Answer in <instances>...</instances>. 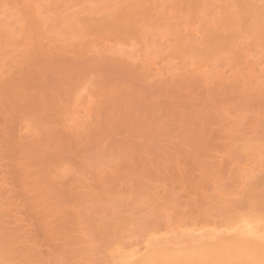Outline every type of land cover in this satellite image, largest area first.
<instances>
[{
    "label": "rangeland",
    "instance_id": "1",
    "mask_svg": "<svg viewBox=\"0 0 264 264\" xmlns=\"http://www.w3.org/2000/svg\"><path fill=\"white\" fill-rule=\"evenodd\" d=\"M217 1L0 0V258L110 264L264 206V14Z\"/></svg>",
    "mask_w": 264,
    "mask_h": 264
},
{
    "label": "bare ground",
    "instance_id": "2",
    "mask_svg": "<svg viewBox=\"0 0 264 264\" xmlns=\"http://www.w3.org/2000/svg\"><path fill=\"white\" fill-rule=\"evenodd\" d=\"M61 1V0H60ZM69 1V0H68ZM133 1V0H132ZM220 1V2H219ZM227 1L229 0H218L217 3L219 4V6H222L220 7L224 12H225V2L227 3ZM232 1V0H231ZM230 1V2H231ZM221 3V4H220ZM224 4V5H222ZM136 5V4H135ZM133 5L135 8H132V9H136L138 8V5ZM132 6V7H133ZM118 9V10H117ZM117 16L113 14V17H115V19H113V21L111 20V22H113V25H120V26H124L126 29H131L133 27V29L135 30V27H136V16L133 14V16L129 19H124L123 16H121V12H118V11H121L119 8H117ZM115 10V9H114ZM113 10V12H115ZM112 12V13H113ZM136 12V11H134ZM226 14V13H225ZM231 15V14H230ZM230 15L225 17L226 20L228 19L229 17V20L231 21H236L234 20L235 18L232 16L231 19H230ZM225 16V15H224ZM76 18V17H74ZM119 20H118V19ZM233 18V19H232ZM77 19V18H76ZM75 19V20H76ZM117 19V20H116ZM116 24H114L115 22ZM228 21V20H227ZM228 21V23L230 22ZM231 21V22H232ZM110 22V23H111ZM235 23V22H234ZM112 25V24H111ZM112 25V26H113ZM229 25V24H228ZM232 25V24H231ZM165 26V25H164ZM212 26V25H211ZM214 26V25H213ZM71 27V26H70ZM72 27H73V24H72ZM75 27V26H74ZM77 27V26H76ZM75 27V28H76ZM163 27V25L161 26ZM133 29H132V32H133ZM69 30V29H68ZM73 30V29H72ZM67 31V30H66ZM74 32V31H73ZM4 33V32H3ZM70 34V33H69ZM1 35H3L1 33ZM4 36V35H3ZM6 36V34H5ZM7 37V36H6ZM8 38L10 37H7V40L6 41H9ZM6 39V38H5ZM12 40H14L12 38ZM10 40V43L11 41ZM16 41V40H15ZM133 41V40H132ZM14 43V41H12ZM18 41H16L15 43H17ZM9 43V42H8ZM7 44V43H6ZM19 44V43H17ZM128 44H131L128 42ZM133 44V43H132ZM131 44V46H133ZM10 45V44H9ZM15 45V44H14ZM12 45V46H14ZM11 46V45H10ZM17 46V45H15ZM125 46V45H124ZM130 46V47H131ZM135 46V45H134ZM132 48V47H131ZM119 49V48H118ZM117 49V50H118ZM122 50V49H121ZM132 50V49H131ZM131 50L129 51V53L131 52ZM124 51V49H123ZM138 51V50H137ZM125 52V51H124ZM134 52V50H133ZM136 52V50H135ZM133 54V53H132ZM137 54V53H135ZM2 57V56H1ZM200 61V60H199ZM199 61H196L197 62V65H198V68L200 65H202L203 63L199 62ZM155 63V62H154ZM153 66V65H152ZM155 66V65H154ZM203 66V65H202ZM156 67V66H155ZM201 67V66H200ZM157 68V67H156ZM205 67H202L201 69H203ZM207 68V67H206ZM207 71V70H206ZM85 99V98H84ZM80 102V101H79ZM77 103V102H76ZM84 104V103H83ZM75 106V105H74ZM77 108V107H76ZM80 110V109H79ZM86 110V109H85ZM88 110V109H87ZM88 112V111H87ZM77 113V112H76ZM77 115H79L77 113ZM75 117V116H74ZM83 119V118H82ZM80 120V119H79ZM78 120V121H79ZM75 121V120H74ZM82 122V121H81ZM80 122V123H81ZM79 123V124H80ZM78 124V123H77ZM79 124L77 126H79ZM75 126V127H77ZM81 126V125H80ZM74 127V128H75ZM73 129V128H72ZM260 145V144H259ZM264 145V144H263ZM246 146H249V145H246ZM256 146V145H255ZM254 146V147H255ZM257 147V146H256ZM264 147V146H263ZM246 149L248 147H245ZM251 148V146L249 147ZM253 148V147H252ZM251 148V149H252ZM244 149V150H246ZM250 149V150H251ZM254 150V149H253ZM251 150V151H253ZM259 150V149H258ZM257 152V151H255ZM252 154V153H251ZM250 154V155H251ZM259 155V154H258ZM257 155V156H258ZM256 156V157H257ZM249 157V156H248ZM248 157H247V163H248ZM251 157H254V156H251ZM260 157V155H259ZM246 158V156L244 157V159ZM250 158V157H249ZM253 160V159H251ZM250 160V161H251ZM256 160V159H255ZM254 160V162H255ZM257 160L259 161L260 159L257 158ZM262 160V159H261ZM245 161V160H244ZM257 161V162H258ZM260 162H263V161H260ZM253 163V162H251ZM256 163V162H255ZM260 164V163H259ZM263 164V163H262ZM250 165V164H248ZM254 166V164H252ZM253 166H250L252 169H254ZM259 166V165H258ZM261 166V165H260ZM257 167V165H256ZM249 169V168H248ZM250 169L251 171L244 173V174H241V176L243 175L244 179L241 180L239 179V181H243V182H246L247 179H250V178H254L252 172L253 170ZM240 176V178H241ZM245 177H247L245 179ZM255 181V179H252ZM238 181V182H239ZM257 181V180H256ZM255 181V182H256ZM249 182V180H248ZM255 182L251 183V184H254ZM239 184V183H238ZM244 184V183H243ZM250 190V189H249ZM253 190V189H251ZM249 191V192H253V191ZM254 193L256 194V192L254 191ZM253 193V194H254ZM252 195V193H250ZM248 194V195H250ZM254 194V195H255ZM250 195V196H251ZM253 196V195H252ZM251 196V197H252ZM226 199V198H225ZM224 199V200H225ZM238 205V204H237ZM236 206V205H235ZM236 209V208H234ZM240 210H242V208H239ZM239 209H236L237 211L234 210V212L232 210H229L227 211L225 209L226 212H229V214L227 215V213H225L226 215H222L219 219V222H222V223H219L220 225L219 226H212L214 228L211 229V227L209 228H206L208 229L206 231H204V228L205 227L202 225V226H177V228H179V230L177 231L176 229V232L175 234L173 233L170 237H166L165 235L164 236H160V237H157L158 235H156L155 232L149 234V231L148 233H146V237L144 238V241H143V245L142 246H139L138 247V244L136 243L135 245L136 248L133 246V244H130L132 245L133 247H131L130 245V248L129 247H125V246H117L114 250H112L111 252V255H110V260H108V262H110V264H146V261H158L159 264H176L177 261H187V260H194V259H199V254L201 253H206L207 250L209 249H218L220 248L221 246H224L225 248H229V247H232V246H237V247H242L243 246V235L247 232L248 228L250 226L256 228V229H259L260 228V218H261V214H262V209H264V206L262 205H259L257 204L255 206L252 205V207H250V209H243L244 211L243 212H239L240 210ZM231 211V212H230ZM224 214V213H223ZM222 219V221H220ZM204 227V228H203ZM170 231V230H169ZM167 231H165L166 233ZM148 234V235H147ZM155 234V235H154ZM161 235V234H160ZM167 235V234H166ZM168 235V236H169ZM151 238V239H150ZM140 241V243H141ZM139 243V242H138ZM126 244V243H125ZM127 246V245H126ZM142 249V251H141Z\"/></svg>",
    "mask_w": 264,
    "mask_h": 264
},
{
    "label": "snow or ice",
    "instance_id": "3",
    "mask_svg": "<svg viewBox=\"0 0 264 264\" xmlns=\"http://www.w3.org/2000/svg\"><path fill=\"white\" fill-rule=\"evenodd\" d=\"M259 8L264 14V0H260ZM151 239V238H150ZM243 246H232L209 249L199 254V259L177 261L176 264H264V209L260 218V228L250 226L243 235ZM0 264H71L67 259L55 262L47 259H20L19 250L5 244ZM82 264V262H81ZM146 264H159L158 261H146Z\"/></svg>",
    "mask_w": 264,
    "mask_h": 264
}]
</instances>
